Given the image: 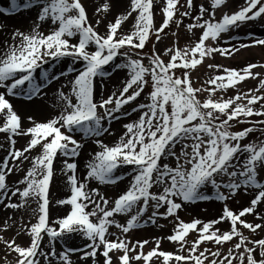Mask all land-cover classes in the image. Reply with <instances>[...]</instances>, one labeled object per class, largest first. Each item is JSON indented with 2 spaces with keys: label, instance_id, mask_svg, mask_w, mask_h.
I'll list each match as a JSON object with an SVG mask.
<instances>
[{
  "label": "snow or ice",
  "instance_id": "snow-or-ice-1",
  "mask_svg": "<svg viewBox=\"0 0 264 264\" xmlns=\"http://www.w3.org/2000/svg\"><path fill=\"white\" fill-rule=\"evenodd\" d=\"M158 4L162 22L156 27L154 9ZM227 4L228 0H209L210 7L200 4L197 11L194 0H186V6L180 5V0H129L124 12L107 24L99 18L91 22L83 0H10V6L0 7V15L36 10L29 30L15 29L0 55V134L9 144L0 160V205L31 212L29 223L17 232L29 237L26 246L0 237V242L16 254L15 264H72L69 254L75 252L82 253V260L91 258L93 264H97L98 254L103 264H113L112 253L117 254L118 264H153V258L160 264H264V238L250 239L242 230H264V224L242 219L252 214L264 220L257 213L258 205L264 203V140L244 143L251 133H264V127H258L264 125V119H248L264 117V95L256 94L264 90V77L257 89L214 99L218 90L226 91L248 77L261 76L253 71L258 66L248 64L240 70L223 67V74L209 77L201 87L193 86L190 74L206 57L232 56L242 49L264 46V39L232 44L231 48L219 46L224 34L249 22L264 21V0H244L238 10L223 11L217 18L216 12ZM110 7L105 2L95 11L107 14ZM178 12L180 17L191 15L192 21L183 25L181 19H175ZM129 17L135 23L131 30L122 31ZM172 23L178 29L184 26L195 39L184 48L166 46L162 53L153 45L144 56L142 50L150 38L155 35L161 42ZM101 25L103 33L98 30ZM195 30L200 32L198 37ZM234 39L229 36L224 43ZM65 60L67 67L57 72L56 66ZM207 67L222 68L211 63ZM125 70L122 86L105 96L106 79ZM62 78L64 83L57 90L58 114L43 122L29 116L31 126L23 128L8 97L33 100ZM145 88L149 91L137 103ZM205 93L201 100L199 96ZM258 103L259 109L255 107ZM133 114H138L137 118L122 126L126 131L112 144L104 143L102 137L114 135L111 124ZM234 124L252 126L233 131ZM16 136L29 137L22 150L15 148ZM89 141L97 150L90 154L81 180L78 157ZM37 149V155L31 156ZM58 158L70 195L55 201L57 207H67L68 211L53 219L50 184ZM24 161H29L30 167L16 186H10L8 175L21 171L19 165ZM128 168V184L114 198L101 195L98 188L89 189L91 181L118 186L126 178L120 170ZM241 192H251L253 198L236 212L228 201ZM210 200L222 205L217 218L207 222L180 219L186 205ZM117 216H123L124 222ZM159 218L174 223L171 234L161 239L176 245L175 252L162 250L161 239H156L155 246L145 253L149 240L132 242L126 238L149 222L163 227L157 224ZM221 223L228 228L222 230L218 227ZM113 227L118 232L111 231ZM193 232L198 235L189 241L187 237ZM77 237L87 241L83 248L57 251L59 242ZM234 238L236 242L222 252L223 245ZM209 243L215 244L216 250H201ZM257 250L260 259L256 258Z\"/></svg>",
  "mask_w": 264,
  "mask_h": 264
},
{
  "label": "rangeland",
  "instance_id": "rangeland-1",
  "mask_svg": "<svg viewBox=\"0 0 264 264\" xmlns=\"http://www.w3.org/2000/svg\"><path fill=\"white\" fill-rule=\"evenodd\" d=\"M105 2L110 3L111 7L107 14L104 13H96L95 9L97 7H100ZM20 3H23V0H20ZM83 3L86 7L87 15L89 17V20L93 23H95V20L97 18L104 21V24H107L109 21H111L116 15L124 12L125 8L127 7L129 0H83ZM195 5L198 7L200 4H204L205 7H210L209 0H194ZM244 0H228L227 7L218 10L216 12V17L220 18L223 14V11H227L229 13L238 10L239 6L243 5ZM180 5L186 6V0H180ZM10 6V0H0V7H8ZM184 8L181 7L180 11H183ZM155 26L158 27L159 24L162 22V13L160 11V5L158 4L155 9ZM196 13L193 12L192 15H195ZM105 15L107 16V19H105ZM135 15V14H133ZM5 17L6 18H14L18 21H21L23 27H17L14 25H11L7 23L6 21L0 19V23L4 22L5 25H0V55H3L5 48V42L8 41L11 42V33L15 29H19L21 31H28L29 28L32 26L33 21L36 19V10H26L21 11L14 15H0V18ZM4 19V18H2ZM175 19H181L183 21V25H186L187 23L192 21V16H185L180 17L179 12L176 14ZM6 22V23H5ZM135 23L134 19L132 17H129V19L124 22L122 31H129L132 29L133 24ZM46 27V26H45ZM42 31L45 29L42 28ZM98 30L103 33L104 32V26H99ZM177 33V36H173L172 33ZM200 34L199 30H195V36L198 37ZM235 37L236 39L232 40L231 43L233 44H239L241 42L252 44L255 39H264V21L257 20L253 22H249L245 26H242L238 30H234L231 33L224 34L223 40L221 41L220 45H222V42L224 40H227L228 37ZM195 37L188 33L186 28L184 26H181L179 29L177 28L175 23L170 24V26L165 29V34L162 37L161 42H157L155 40V35H153L150 40L147 42L145 48L142 50L144 56H147L150 54V51L155 45L158 52H163L164 48L167 47H174L179 46L181 48L186 47L189 45L191 41H193ZM232 44L230 45L231 48ZM254 47V46H253ZM253 47L246 48L248 50L252 49ZM259 50L262 53V56L260 58L255 59H249L252 62H246L238 63L234 62L236 60H239L241 58V55H243L244 50H240L238 53H235L232 56H220L218 54H214L213 57H206L203 64L197 66V69L191 71V79L194 87H201L205 86V81L214 75L217 74H223V67H227L229 69H237L240 70L247 66L248 64H255L258 67L253 69L254 72L261 73V76H258L256 79H253L251 77L246 78L244 81H241L236 87L228 88L226 91L224 90H218L214 96L215 98H223L228 99L230 97L235 96L238 92L239 93H246L250 89L254 90L259 88V80L264 77V68L259 67V65H264V46H260ZM165 60L168 59V57H163ZM122 59V58H121ZM254 60V61H253ZM145 64H147V60L145 59ZM211 64H217L221 65L222 68L219 70H213L209 69L207 65ZM68 65V61L65 60L62 63L58 64L56 66V71L59 72L61 70H64ZM126 74L125 71H118L115 74L111 76V78L106 79V91L104 93L105 96L110 94L113 91H116L118 88H120L121 81L124 79ZM176 75H180V72H177ZM64 83L63 78L58 82H53L52 85H49L46 89H44V92L39 96L33 98V100H27L25 98L21 97H8L10 102L13 104L15 111L18 113V115L21 117V122L23 128L27 129L31 126V122L28 120V117L31 116L33 120L37 122H43L47 119L51 118L52 116L58 114V97H57V90L60 89V85ZM207 87L211 88L212 85H207ZM0 91H3V89H0ZM64 91H67V89H64ZM149 91L148 88H145V93L142 94L140 98H138L137 103L144 100V95L147 94ZM257 95H264V90H261L260 92L256 93ZM206 93L199 96L201 100L206 98ZM97 98H99V88H97ZM246 103V101H244ZM257 109H259L260 105L259 103L255 106ZM130 110V108L128 109ZM138 114H133L130 117H122L119 121H114L111 124V131L114 133L113 136H104L102 137L104 143L112 144L113 141H115L121 134H123L124 131H126L122 126L125 123L131 122L132 120H135L137 118ZM250 120H260L264 119V117H250L248 118ZM252 125H239L234 124L233 131L241 130L243 127H249ZM258 127H264V125H259ZM78 140L80 139V136L77 135L76 137ZM16 140L15 148L16 149H23L27 142L29 137L26 136H16L14 137ZM259 140H264V133H261L259 131L251 133L248 137L245 138L244 143L249 142H256ZM0 145H3V147H0V160L3 159V157L6 156V149L9 148V144L5 143V137L3 134H0ZM96 146L92 144L90 141L85 142L83 146V150L81 152L80 157H78L79 161V168H78V175L80 176L81 180L83 179L84 175L86 174V168L85 164L87 163L88 159L90 158V154H94L96 151ZM39 149L36 151H33L30 153L31 156L37 155ZM14 163V162H13ZM21 168V171L9 174L7 177V183L10 186H16V182L22 179L23 175L25 174V171L30 167L29 161H24L22 164L19 165ZM62 167L61 160L58 158L55 161V168H56V174L53 179V181L50 184V199L53 202L52 203V209H55V213L53 214L55 219L57 216H64L67 214L68 208L67 207H57L55 205V201L58 199L66 198L70 195V191L66 187V177L63 176L60 172V168ZM122 173L125 174V180L120 182L118 186H106V185H98L97 182L91 181L89 182V189L91 188H98L101 195H104L106 198H114L117 194L120 193L122 189L126 187L128 184V181L130 177H128V173L131 171L130 168L128 169H121ZM211 195V193H208ZM252 197V193L249 192L247 195H245L243 192L238 194L235 199L228 201V206L233 210L238 212L242 207L248 206L250 199ZM14 202H18L17 198H13ZM7 201H5L6 203ZM1 206V205H0ZM32 208H35L36 205L33 203L31 205ZM2 208V206H1ZM59 208L60 211L57 209ZM90 210V208H89ZM222 212V205L214 200L206 201V202H198L196 204H190L186 205L185 209L180 211L179 216L180 219L185 222H190L194 218H198L204 222L210 221L214 218H217ZM257 213L260 216H264V203L258 205L257 207ZM150 214V213H149ZM31 216V212H25L23 209L21 210H12V209H6L4 211L0 210V237H3L4 240H12L15 239V242L19 245L26 246L29 243V237L25 234L17 235V232L20 231V228L22 225L28 224L29 219ZM116 219L123 223L124 217L123 216H117ZM147 219V216L144 218ZM246 222L249 223H262L264 224V220L257 219L256 216L252 214H247L245 217H243ZM7 221V229H4V222ZM32 222H35L33 219ZM158 225H163V227L154 226L149 222L145 227L136 229L131 231L129 234L126 235V238L132 242H135L136 240H149L150 243L145 246L144 252L147 253L152 247L155 246V240L161 239L164 237H167V235L171 234L172 229L174 227V223L170 220H165L163 218H159L157 221ZM222 230H225L228 228V224L221 223L218 225ZM242 227V226H241ZM111 231L118 232L117 229L114 227L110 229ZM245 236H248L250 239H261L264 238V230H257L256 233H250L246 229H242ZM197 233H190L187 237L189 241L194 240L197 237ZM47 242V238L45 237V243ZM236 242V239L234 238L232 242L227 243L223 245L221 248V251L226 253L227 249L231 247ZM87 243V241H84L80 239L79 237L74 238L72 240H69L67 242H59L57 246V251L63 250L68 247L73 248H83L84 244ZM203 247H208L211 250H216L217 246L215 244H205L201 246V250ZM161 249L165 251L175 252L177 250V246L173 243L169 242L167 239H161ZM70 259L72 261V264H85V261L80 259V256L82 255L81 252H75L70 253ZM113 255V264H118V261L116 260V253H112ZM256 258L260 259L259 251L256 252ZM16 261V254L10 252L6 245L3 242H0V264H15ZM89 264V263H88ZM97 264H103V257L102 255L98 254V260ZM153 264H160V261H157L155 258H153Z\"/></svg>",
  "mask_w": 264,
  "mask_h": 264
},
{
  "label": "bare ground",
  "instance_id": "bare-ground-1",
  "mask_svg": "<svg viewBox=\"0 0 264 264\" xmlns=\"http://www.w3.org/2000/svg\"><path fill=\"white\" fill-rule=\"evenodd\" d=\"M2 18H4V19H2ZM2 18H0L1 20H4V21H6V19H7V23H9V24H11V25H14V26H17V27H20V28H22L23 27V25H22V23H21V21H18V20H16V19H14V18H12V17H8V18H6L5 19V17H2ZM6 23V22H5ZM0 25L1 26H3V25H5L4 24V22H2V23H0ZM231 44H233V43H224V41L222 42V45H221V47H226V48H230V45ZM261 45H256V46H254L252 49H250V50H248V49H243L244 50V54L243 55H241V58L239 59V60H236V61H234V62H238V63H243V64H245L246 62H252L251 60H249V59H255V58H260L261 56H262V53L263 52H261L260 50H259V47H260ZM254 61V60H253ZM2 206V205H1ZM1 206H0V210H2V211H4V210H6L3 206H2V208H1ZM58 211H60L59 210V208L57 209ZM51 213H55V209H52L51 210ZM51 216L52 217H54L53 216V214H51ZM97 260H98V256H97ZM85 261V264H93V262H92V260H91V258H89V259H87V260H84Z\"/></svg>",
  "mask_w": 264,
  "mask_h": 264
}]
</instances>
